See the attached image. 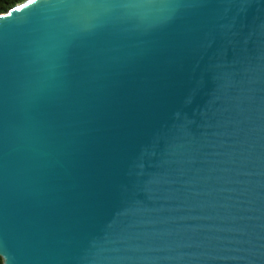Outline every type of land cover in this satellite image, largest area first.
<instances>
[{
	"label": "water",
	"instance_id": "95a60500",
	"mask_svg": "<svg viewBox=\"0 0 264 264\" xmlns=\"http://www.w3.org/2000/svg\"><path fill=\"white\" fill-rule=\"evenodd\" d=\"M0 257L264 264V0L0 13Z\"/></svg>",
	"mask_w": 264,
	"mask_h": 264
},
{
	"label": "trees",
	"instance_id": "16d2710c",
	"mask_svg": "<svg viewBox=\"0 0 264 264\" xmlns=\"http://www.w3.org/2000/svg\"><path fill=\"white\" fill-rule=\"evenodd\" d=\"M22 0H0V13L7 11L15 4L21 2ZM0 264H2V258L0 257Z\"/></svg>",
	"mask_w": 264,
	"mask_h": 264
}]
</instances>
